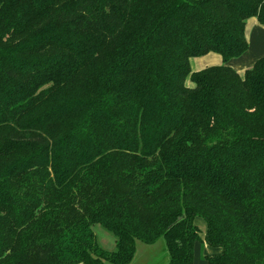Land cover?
I'll return each instance as SVG.
<instances>
[{"label":"trees","instance_id":"obj_1","mask_svg":"<svg viewBox=\"0 0 264 264\" xmlns=\"http://www.w3.org/2000/svg\"><path fill=\"white\" fill-rule=\"evenodd\" d=\"M250 18L264 0H0V264H130L160 238L193 264L197 219L201 264H264V57L228 66Z\"/></svg>","mask_w":264,"mask_h":264},{"label":"rangeland","instance_id":"obj_2","mask_svg":"<svg viewBox=\"0 0 264 264\" xmlns=\"http://www.w3.org/2000/svg\"><path fill=\"white\" fill-rule=\"evenodd\" d=\"M202 58L203 57L190 59V68L192 72L202 70L204 66L223 64L222 60L220 59L215 62L210 61V62L205 63L206 59L202 60ZM234 60H233V64L236 63V61ZM239 74H242V72H240ZM185 85L187 87H192V83L188 78L185 80ZM196 226L199 229V240L200 241L199 242L197 241L194 243L193 264H201L204 260V255L212 256L218 253L219 250L204 246V243H203L204 234L203 233L205 232L206 227H205L204 222L201 219L196 220ZM92 231L94 232L100 245L105 250L114 251L115 240L109 233H107L100 225H94L92 227ZM167 262H168V255L165 249V244H164L163 239L160 238L154 244H151V245H146L141 242H136L135 255H134L133 261L130 264H166Z\"/></svg>","mask_w":264,"mask_h":264},{"label":"crops","instance_id":"obj_3","mask_svg":"<svg viewBox=\"0 0 264 264\" xmlns=\"http://www.w3.org/2000/svg\"><path fill=\"white\" fill-rule=\"evenodd\" d=\"M245 38L248 42V50L236 60L232 59L228 62V66L231 67L235 72H244L246 69L252 67L254 62L261 57H264V26L258 24L255 18H250L245 23ZM215 56V57H213ZM214 53L203 56L202 60L206 59V62L221 60V57ZM201 60V59H200ZM233 60L236 61L233 64ZM216 64V63H215ZM201 65V64H200ZM210 65V64H209ZM219 65V64H218ZM211 65V66H218ZM202 65V69L211 67Z\"/></svg>","mask_w":264,"mask_h":264}]
</instances>
